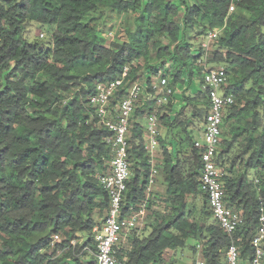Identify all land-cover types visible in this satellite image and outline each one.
I'll use <instances>...</instances> for the list:
<instances>
[{"label": "trees", "instance_id": "obj_1", "mask_svg": "<svg viewBox=\"0 0 264 264\" xmlns=\"http://www.w3.org/2000/svg\"><path fill=\"white\" fill-rule=\"evenodd\" d=\"M104 15L130 18L120 41L107 43L98 30ZM32 22L47 27L48 46L26 39ZM190 29L218 32L207 52L188 40ZM206 65L224 66L223 91L234 99L223 112L216 159L224 205L242 217L232 234L213 218L200 189L193 139L209 109ZM125 66L112 111L133 83L144 94L129 119L121 214L146 202L148 221L129 229L118 257L167 264L170 250L187 248L192 258L199 245L204 264H224L233 241L240 263L251 260L264 215V0H0V264H85V249L95 251L92 229L109 206L99 177L110 171L113 152L90 97ZM157 78L172 91L160 105ZM153 112L165 133L155 162L165 185L161 210L146 194L151 164L143 119ZM55 235L62 239L53 241Z\"/></svg>", "mask_w": 264, "mask_h": 264}, {"label": "built area", "instance_id": "obj_2", "mask_svg": "<svg viewBox=\"0 0 264 264\" xmlns=\"http://www.w3.org/2000/svg\"><path fill=\"white\" fill-rule=\"evenodd\" d=\"M232 8L230 7V10ZM217 34L218 32L215 30L207 32L206 41L201 45L206 52L210 43L216 39ZM127 72L128 67L125 66L121 77L109 82L98 83L95 93L90 97V103L96 107L101 125L110 132L105 140L113 152L110 171L99 177L100 184L109 196V206L101 223L95 225L92 229L96 264H125L124 260L117 255L119 243L129 229L134 226L136 219L144 214L146 208V202H143L140 208L130 216L121 214L123 194L130 178L126 136L135 102L139 97L141 88L143 89L141 84L133 83L128 89L127 96L121 99L112 111L110 100L115 91L122 85ZM226 79L227 74L224 66H205L203 87L208 93L209 109L203 122L202 137L200 140L196 139L193 142L194 146L200 149V189L207 195L208 206L213 218L226 233L232 234L241 225L242 217L224 205V189L220 183L221 172L216 164L217 151L221 141L223 112L234 101L231 94H226L223 91ZM166 84L164 78H157L152 83L153 88L156 90L158 105L166 103L172 92ZM160 130L156 112L149 114L146 117L144 144L151 164L148 186L154 183L155 175L158 172L153 159L158 146ZM259 221L258 231L252 239L254 254L248 264H264V249L261 246V241L264 238L263 214L260 215ZM57 236H54L53 241L55 238L57 239ZM199 248V245H197V249ZM196 264L204 263L198 258ZM224 264H241L238 246L233 241L226 248Z\"/></svg>", "mask_w": 264, "mask_h": 264}, {"label": "rangeland", "instance_id": "obj_3", "mask_svg": "<svg viewBox=\"0 0 264 264\" xmlns=\"http://www.w3.org/2000/svg\"><path fill=\"white\" fill-rule=\"evenodd\" d=\"M95 17H99L98 13L94 14ZM129 19V21H128ZM130 18L127 15H115L112 19H108L105 15L104 17L98 19L97 21V27L98 30L101 31V33L104 35V37L107 40V43L110 41H120L121 40V34H119L120 28L123 25V23H129ZM25 37L28 41H31L33 39H39L42 43H44L45 46H48L51 42L49 31L47 30L46 26L39 25L37 23H30L26 28ZM41 34H43L41 36ZM188 40L193 42L195 46L202 45L206 41V35L203 34L201 31H194L190 29L188 32ZM140 94H144L143 89L141 88ZM146 118V117H145ZM200 129V127H199ZM203 129H200L199 131H202ZM144 218H138L136 220V225L143 226L142 221L147 222L148 218L146 217L145 212ZM134 227V226H132ZM131 227V228H132ZM130 228V229H131ZM87 236H84V239H86ZM62 239V237L57 236V239L55 238L54 241H59ZM76 240H72L71 244H74ZM126 244V241L124 240V245ZM262 246L264 247V242L262 243ZM180 250V249H178ZM60 253V252H57ZM95 251L89 250L88 248L85 249V254L81 257V259L84 261L85 264H96L95 259ZM190 252H184L181 253L179 251H175L173 253V257L170 259L167 258L168 264H191V261L196 264L197 259L199 258V249H197V252L194 257H189ZM187 260V261H186ZM189 261V263H188Z\"/></svg>", "mask_w": 264, "mask_h": 264}, {"label": "crops", "instance_id": "obj_4", "mask_svg": "<svg viewBox=\"0 0 264 264\" xmlns=\"http://www.w3.org/2000/svg\"><path fill=\"white\" fill-rule=\"evenodd\" d=\"M145 123H146V118H144L143 119V124H144V130H145ZM203 128V124H201L200 125V129H202ZM200 129H197L195 132H194V139L193 140H196V139H201V137H202V131H199ZM164 130H160V135L159 136H161V137H163L164 136ZM144 140H145V134H144ZM145 142V141H144ZM174 142V141H173ZM160 154H161V146L159 145V146H157V148H156V150H155V153H154V159H153V161L154 162H156L157 160H158V158H159V156H160ZM164 189H165V185H164V183H163V177H162V175L161 174H159L158 172H157V174L155 175V181H154V183L152 184V185H150V186H148V182H147V188H146V194H147V197L149 198V197H152L153 198V201H155V202H157V205L155 204V205H153L152 206V209H156V210H161L162 208H161V206H159L158 205V203H159V200L158 199H163V196H164ZM146 212V211H145ZM145 212H144V214H145ZM106 213V212H105ZM141 215L140 217H138V218H144L145 217V215ZM104 216H105V214H104ZM144 216V217H143ZM104 218V217H103ZM137 218V219H138ZM136 219V220H137ZM145 221V220H144ZM144 221H142V223L144 222ZM100 224V223H99ZM136 225V221H135V224H134V226ZM123 238H125V236L123 237ZM195 243V241L194 240H189L188 241V244L189 245H191V244H194ZM177 251H179L180 253L182 252V251H184V252H189L190 250L189 249H187V248H184V249H181V250H177ZM176 251V252H177ZM175 251H173V250H170L169 252H167L166 254H165V257H166V261H167V258L168 259H170L171 257H173V253H174ZM187 261V260H186ZM167 263V262H166ZM188 263H189V261H188ZM168 264V263H167ZM245 264H248V263H245Z\"/></svg>", "mask_w": 264, "mask_h": 264}]
</instances>
